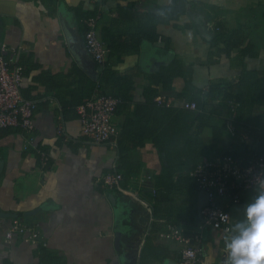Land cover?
Here are the masks:
<instances>
[{
	"label": "crops",
	"instance_id": "1",
	"mask_svg": "<svg viewBox=\"0 0 264 264\" xmlns=\"http://www.w3.org/2000/svg\"><path fill=\"white\" fill-rule=\"evenodd\" d=\"M98 1L0 0V44L8 46L5 57L21 69L22 96L36 101L30 146L23 147L28 134L20 128L0 130L5 160L0 210L22 214L43 205L35 214L16 218L38 228L37 243L18 233L8 238L14 218L0 217V264H177L181 245L158 235L168 224L201 235L197 264H225V238L254 197L243 191L240 203L227 205L230 232L210 226L200 230L199 190L185 178L194 163H182V153L194 149L192 161L202 162L229 152L244 157L250 150L264 151V105L237 110L231 133L224 120L234 98L223 100L216 92L191 110L202 118L178 120L184 125L181 135L175 132L174 113L163 107L181 108V102L200 98L210 84L230 93L254 90V81L264 78V0ZM76 7L86 15L101 12L97 35L108 50L103 88L122 98L113 117L116 139L136 169L122 183L138 195L100 184L118 163L117 147L94 143L81 132L75 108L92 94L97 65L93 61L86 70L68 48L62 16L79 46H85V24L75 15ZM162 12L165 20L157 21ZM218 31L234 33L237 41L229 38L217 49L211 39ZM247 43L252 46L243 53ZM157 96L168 105L156 103ZM243 97L248 102L250 95ZM188 138L198 140L197 147L186 143ZM34 145L49 153L43 170ZM179 151L181 163L173 177L180 178L178 187L165 191L153 179L161 170L160 153ZM147 174L155 194L136 181Z\"/></svg>",
	"mask_w": 264,
	"mask_h": 264
},
{
	"label": "built area",
	"instance_id": "2",
	"mask_svg": "<svg viewBox=\"0 0 264 264\" xmlns=\"http://www.w3.org/2000/svg\"><path fill=\"white\" fill-rule=\"evenodd\" d=\"M101 12L89 15L84 19L86 29L84 31V45L88 54L100 67L107 59V46L104 40L97 35V24ZM219 29L218 26L215 27ZM8 46L0 44V130L5 128H20L28 134L23 147L32 144L34 129L33 111L36 101L22 96L20 84L22 73L20 67L5 57ZM156 103L168 105L162 97L155 98ZM122 102L117 95L107 93L99 78L95 79L92 94L76 106L81 132L94 143H109L116 147L117 126L113 121L116 108ZM183 109L195 110L197 104L193 100L183 101L179 104ZM229 113L224 120V128L235 133L237 109L239 103L228 101ZM37 155L40 169L48 167L50 157L46 149L33 146ZM191 178L198 190L205 189L208 192V204L202 210L204 221L199 224L201 230L204 226L221 229L224 232L231 231L230 213L226 208L228 204H238L241 201L243 191H250L255 198L264 190V151L250 150L244 157L233 156L226 153L217 160H204L191 170ZM150 174L137 178V183L144 186L152 193L157 188L151 184ZM120 172L111 171L104 173L100 178V184L104 188H118L121 191L138 195L136 190L126 182ZM13 233L24 236L28 241L37 243L40 232L35 226L25 224L20 220L12 219L6 235L12 237ZM159 237L174 240L181 245L180 256L177 264H197L201 260L202 247L201 235L188 234L173 224H168L158 233ZM42 245L46 243L41 241ZM222 256L226 258V248L222 249Z\"/></svg>",
	"mask_w": 264,
	"mask_h": 264
},
{
	"label": "trees",
	"instance_id": "3",
	"mask_svg": "<svg viewBox=\"0 0 264 264\" xmlns=\"http://www.w3.org/2000/svg\"><path fill=\"white\" fill-rule=\"evenodd\" d=\"M105 0H99L98 2H96L97 4H100L101 2H104ZM134 3V2H132ZM81 8H75L73 11L75 13V15L78 18H83V22L84 19L89 16L92 15V13L87 14L85 11H81ZM164 9V8H163ZM164 12V10H162ZM163 12L160 14V16L157 18V21H162L165 20V16L163 15ZM95 14V13H93ZM169 16V15H168ZM84 28V27H83ZM86 29V26H85ZM219 30V29H218ZM218 34H215L212 39H211V44L215 45L217 49H220L218 46L219 43H226L228 41V39H234L236 40V38H234V33L230 34V36H224V34L221 31L217 32ZM152 38L154 37V34L150 35ZM237 41V40H236ZM234 41V45H236L238 42ZM228 47H230L229 44H227ZM251 44H246L245 47L243 48V53L249 51V49L251 48ZM107 60V59H106ZM106 63V62H105ZM104 65H102L100 67V71L98 74H96V78H99V80H101V82L103 81L104 75L107 72V67ZM97 67L98 64L96 63ZM255 84V88L251 93H241L238 90L236 91V89L234 90V93H230V92H225L223 91L224 87H220L218 85L215 84H210L208 86V88L206 90H204L202 92L201 95V99L204 100L203 102L201 101L200 98H193L191 100L195 101L197 104V108L199 109L201 107V105H204L205 102L211 98L215 96V93H219L222 96V99H231L234 98L236 101H238L239 106H238V111H241L242 108H246L247 110H250L252 107H259L261 105H264V78L260 81H254ZM228 87H231V85H227ZM245 94V95H244ZM250 95L248 102L247 99H245L243 96H248ZM164 110H166L168 113H174L175 115V132L178 135H181L185 130H184V125L183 123H179L178 120H181L182 122H185V120L190 119V120H195V119H199L202 118V114L201 112H198L196 114L195 111H191L189 109H183V108H175V107H163ZM196 108V109H197ZM202 125V124H201ZM188 144L192 145V147H197L198 140L193 139L190 140L188 138L187 140ZM195 144V145H194ZM116 147H117V164L115 166V171L120 172L123 176V182L125 181V179H127L132 173L136 172V169L130 164V162L127 159V151L126 148L124 149L123 146L121 145V142L119 140L116 139ZM197 150V148H196ZM261 151V150H260ZM194 153H196V151H194V149H191L190 151L188 150L185 153H182L185 157L186 160L182 161V163H194L192 168L193 169L197 164H199L200 162L198 161H192L193 157H194ZM230 154H232L233 156H236V154L234 152H229ZM181 156V151H179L178 153H172L169 154L167 152H161L160 153V157H161V170L160 172H158V174H154L153 175V179L154 182L157 186H161L164 188L165 191L169 190V189H176L178 186L176 184V181H178L180 178L178 177L177 180H173L174 174L177 170V164L181 163L180 160H178V158ZM138 170V169H137ZM186 180L187 179H191V176H189L188 174L185 175Z\"/></svg>",
	"mask_w": 264,
	"mask_h": 264
},
{
	"label": "clouds",
	"instance_id": "4",
	"mask_svg": "<svg viewBox=\"0 0 264 264\" xmlns=\"http://www.w3.org/2000/svg\"><path fill=\"white\" fill-rule=\"evenodd\" d=\"M225 264H264V191L243 209V219L225 238Z\"/></svg>",
	"mask_w": 264,
	"mask_h": 264
},
{
	"label": "water",
	"instance_id": "5",
	"mask_svg": "<svg viewBox=\"0 0 264 264\" xmlns=\"http://www.w3.org/2000/svg\"><path fill=\"white\" fill-rule=\"evenodd\" d=\"M0 25H1V20H0ZM61 25L62 29L66 38V42L68 45L69 50L71 51L72 55L74 58L79 62L81 66L84 68L89 69L91 66L92 62L94 61L92 57L88 54L85 46H79V41L76 39L75 34L72 30V26L69 23V21L62 16L61 17ZM200 28L199 23L197 24ZM1 31L2 28L0 26V36H1ZM86 56V57H85ZM87 56L89 57L90 61L87 60ZM5 167V160L2 158L0 154V176L2 175ZM208 204V192L205 189H200L198 191V198H197V215L198 218L203 222L204 218L202 216L201 210L202 208ZM41 208H43V205L38 206L37 208L28 210V211H23L22 214L18 211L15 212H7L0 210V217L3 218H18L21 215L23 216H30L32 214H35L37 211H39Z\"/></svg>",
	"mask_w": 264,
	"mask_h": 264
}]
</instances>
